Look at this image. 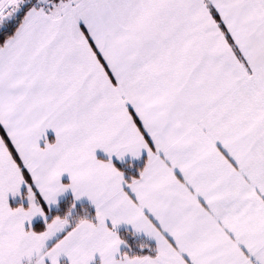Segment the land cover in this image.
<instances>
[{
    "label": "snow or ice",
    "instance_id": "1",
    "mask_svg": "<svg viewBox=\"0 0 264 264\" xmlns=\"http://www.w3.org/2000/svg\"><path fill=\"white\" fill-rule=\"evenodd\" d=\"M0 264H264V0H0Z\"/></svg>",
    "mask_w": 264,
    "mask_h": 264
}]
</instances>
